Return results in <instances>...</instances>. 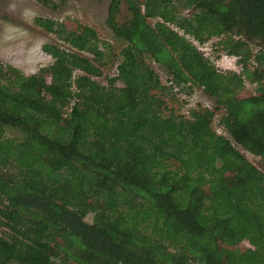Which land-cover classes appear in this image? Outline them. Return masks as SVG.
I'll list each match as a JSON object with an SVG mask.
<instances>
[{"label": "trees", "instance_id": "obj_1", "mask_svg": "<svg viewBox=\"0 0 264 264\" xmlns=\"http://www.w3.org/2000/svg\"><path fill=\"white\" fill-rule=\"evenodd\" d=\"M35 21L70 49L45 43L54 60L31 75L0 62V264H264V170L233 143L264 164V0H111L119 52L91 26ZM224 35L241 71L188 37ZM195 86L232 138L215 109L167 111Z\"/></svg>", "mask_w": 264, "mask_h": 264}, {"label": "rangeland", "instance_id": "obj_2", "mask_svg": "<svg viewBox=\"0 0 264 264\" xmlns=\"http://www.w3.org/2000/svg\"><path fill=\"white\" fill-rule=\"evenodd\" d=\"M57 8H51L40 3L38 0H0V62L19 68L27 75L39 71L40 68L50 65L53 58L43 50L45 43H56L61 47L70 49L58 35L47 31L36 23L37 17L49 18L62 22L71 29L77 30L81 25H88L95 28L99 39L109 41L116 52L125 44L118 38L110 26L109 7L111 0H53ZM129 15L127 4L121 5L118 20H124ZM153 24L156 19H150ZM224 36L213 37L200 43L194 37L188 36L210 59V61L222 70L234 69L241 71L237 57L228 54L221 40ZM239 38V36H236ZM245 37H243L244 39ZM254 51L261 49L259 41L254 39L251 42ZM83 54V53H82ZM146 60L160 75L163 83L170 84L172 77L168 68L157 62L151 54L146 55ZM116 60L104 68L101 76L96 77L101 83L106 84L108 78L116 73ZM79 73V71H77ZM248 89L244 95L255 90L256 84L246 80ZM176 95H169L167 100V111L189 116L190 110L195 107H207L215 109L216 116L213 122L214 130L217 133L232 138L228 131L221 125V118L226 109L217 107L214 97L207 94L202 87L195 86L192 92L179 91L175 89ZM235 146L241 150L247 158L260 169L264 170V164L260 157L250 153L234 140ZM172 166V163L170 164ZM242 245H246L243 243Z\"/></svg>", "mask_w": 264, "mask_h": 264}]
</instances>
